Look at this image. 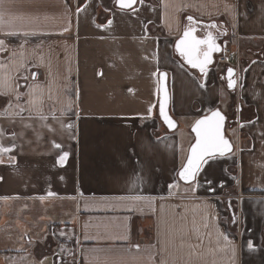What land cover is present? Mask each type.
<instances>
[{"label":"crops","instance_id":"obj_1","mask_svg":"<svg viewBox=\"0 0 264 264\" xmlns=\"http://www.w3.org/2000/svg\"><path fill=\"white\" fill-rule=\"evenodd\" d=\"M116 1L3 0L0 202L25 204L39 262L264 264V0ZM188 17L225 35L234 92L229 67L201 76L176 54ZM162 72L190 131L230 95L238 149L192 184L194 135L161 122Z\"/></svg>","mask_w":264,"mask_h":264},{"label":"snow or ice","instance_id":"obj_2","mask_svg":"<svg viewBox=\"0 0 264 264\" xmlns=\"http://www.w3.org/2000/svg\"><path fill=\"white\" fill-rule=\"evenodd\" d=\"M136 0H119V5L121 8L131 7ZM3 0H0V6H2ZM188 19H192L189 17ZM215 27V25H212ZM3 42L0 41V44ZM204 46V50H202L201 46ZM177 47L181 50V55L186 59L187 63L191 65L193 68H198L201 73H205L207 71V65L211 62V54L214 51L218 50V46L215 42V39L211 34L208 35L207 39H197L192 35V31H186L184 33V39H182L177 45ZM36 73L32 74V78H36ZM166 75V74H164ZM232 75V70L229 69V76ZM27 79V77H24ZM234 85V81H229V87ZM17 99H20L19 94L16 95ZM30 103H35V101H30ZM23 111V109L21 110ZM161 116H165L164 108L161 106L160 109ZM42 119H46V117H42ZM55 119V117H54ZM165 119L168 118L165 116ZM225 121V117L221 115L219 111H214L211 117H205L202 120H199L196 124L194 131L196 132L197 141L195 146L191 149V157L188 159L187 166L180 173V176L188 181L190 179H195L197 174L201 172L204 166L209 165L212 161H214L218 156L223 157L227 151L231 150V145L228 140L224 138L222 133L223 124ZM171 126V121H169ZM68 128H71L72 125L68 124ZM54 147L60 149L62 145L59 143H54ZM11 148L0 147V152H8L11 151ZM67 153H64L60 157V163L67 159ZM207 183H211V181H207ZM135 199H139L136 197ZM249 247H252L250 244Z\"/></svg>","mask_w":264,"mask_h":264},{"label":"rangeland","instance_id":"obj_3","mask_svg":"<svg viewBox=\"0 0 264 264\" xmlns=\"http://www.w3.org/2000/svg\"><path fill=\"white\" fill-rule=\"evenodd\" d=\"M180 37V36H179ZM178 37V38H179ZM177 38V39H178ZM176 39V40H177ZM235 62L229 58L225 64L215 62V67H233ZM230 98L229 92L224 91L223 98ZM227 100L221 101V109L233 119V110L231 105H227ZM227 105V106H226ZM234 105V104H233ZM186 124L178 125L177 132L181 134L183 140L192 135V132L186 128ZM229 125L227 128V135L230 137L235 145L236 153L238 146L234 134L235 129L230 130ZM35 221V220H34ZM26 213V206L24 203L17 202H0V264H51L49 260L36 261L37 259L32 256L31 249L34 248V238L38 236L36 233V225ZM32 222V223H31ZM36 224V225H35ZM35 225V226H33ZM43 236V235H39Z\"/></svg>","mask_w":264,"mask_h":264},{"label":"water","instance_id":"obj_4","mask_svg":"<svg viewBox=\"0 0 264 264\" xmlns=\"http://www.w3.org/2000/svg\"><path fill=\"white\" fill-rule=\"evenodd\" d=\"M137 3H138V0H136V2L131 7L121 8L120 5H119V0H117L116 1V6L118 8H120V9L130 10V9H133L137 5ZM187 20L189 21V24L186 26V28L184 29L182 35L176 41L174 49H175V52L178 55V57L182 60V62L189 69H191L193 71H196L199 75L203 76V75H205V73H201L198 68H193L191 65H189L187 63L186 59L181 55V50L177 47V45H179L180 41L182 39H184V33L186 31H189V30L192 31V35L193 36H195L197 39H201V40L207 39L208 35L211 34L212 37L215 39V42H216V44L218 46V50L212 52V54H211V62L207 65V71H208L209 69H211L215 65L216 58L223 54L224 45L221 43V40L224 39L225 35H223V34L217 35V34L213 33L210 30L211 27H213L212 25H215V27H216L215 23L200 22V21L195 20L194 18H192L191 20L190 19H187ZM201 48H202V50H204V46L203 45L201 46ZM229 69L232 70V75L231 76H229ZM207 71H206V73H207ZM164 74H166V75H164ZM222 80L226 82L228 89L230 91L234 92L236 90L237 84H238V81H237V69H235L234 67H229L225 71V73H224V75L222 77ZM230 80L234 81V85L232 87H229V81ZM170 105H171V96H170V91H169L168 75H167V73L162 72L160 74L159 116H160L161 122L167 128V130L170 131V132H174V131L177 130L178 124H177V121L173 118V116L170 113ZM161 106H163V108H164L165 116L168 118L167 120L165 119V116H161V114H160ZM214 111H219L221 113V115H223L225 117V121H224L223 128H222V133L224 135V138L226 140H228L229 144L231 145V150L227 151L223 157L228 156V155H230V154H232L234 152V149H235L234 143L232 142L231 138L227 135V126H228V123L230 121L229 120V116L225 112H223L220 107H217V108L207 112L206 114L202 115L201 117H199L196 120V122L193 124V126L191 128V132L194 135V141H193L192 145L189 148L188 156H187V159H186L184 165L181 167V169L178 172V178L184 184H192L197 179V176H196L195 179H190V180L186 181L180 176V173L187 166L188 159L191 157V149L195 146L196 141H197L196 132L194 131V129L196 127V124H197V122L199 120H202L205 117H211V115H212V113ZM169 121H171V126L169 124Z\"/></svg>","mask_w":264,"mask_h":264},{"label":"built area","instance_id":"obj_5","mask_svg":"<svg viewBox=\"0 0 264 264\" xmlns=\"http://www.w3.org/2000/svg\"><path fill=\"white\" fill-rule=\"evenodd\" d=\"M219 58V63H225L229 58H230V54L228 53V51L225 49L223 50V54L221 56L218 57Z\"/></svg>","mask_w":264,"mask_h":264},{"label":"flooded vegetation","instance_id":"obj_6","mask_svg":"<svg viewBox=\"0 0 264 264\" xmlns=\"http://www.w3.org/2000/svg\"><path fill=\"white\" fill-rule=\"evenodd\" d=\"M210 30L217 35H220L222 33L219 28H211Z\"/></svg>","mask_w":264,"mask_h":264},{"label":"trees","instance_id":"obj_7","mask_svg":"<svg viewBox=\"0 0 264 264\" xmlns=\"http://www.w3.org/2000/svg\"><path fill=\"white\" fill-rule=\"evenodd\" d=\"M262 194H264V193H262Z\"/></svg>","mask_w":264,"mask_h":264}]
</instances>
